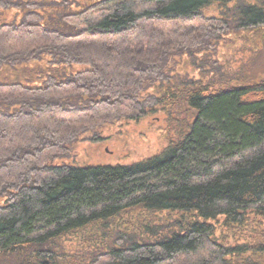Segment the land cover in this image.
<instances>
[{"label":"trees","instance_id":"1","mask_svg":"<svg viewBox=\"0 0 264 264\" xmlns=\"http://www.w3.org/2000/svg\"><path fill=\"white\" fill-rule=\"evenodd\" d=\"M16 17L0 23V264H264V78L174 76L178 57L232 34L264 39V0ZM160 111L158 154L53 164L108 123Z\"/></svg>","mask_w":264,"mask_h":264},{"label":"rangeland","instance_id":"2","mask_svg":"<svg viewBox=\"0 0 264 264\" xmlns=\"http://www.w3.org/2000/svg\"><path fill=\"white\" fill-rule=\"evenodd\" d=\"M13 1L20 3L10 10H0V23L10 22L15 16L19 20L29 12L43 15L42 22H45L48 17L56 18L62 13L71 14L81 4L92 0ZM28 1L35 3L30 5ZM64 4L68 6L65 7ZM206 13L217 16L221 14V10L212 7ZM176 62L174 76L181 79L187 76L201 77L202 74L219 79L222 76L218 75L222 74L234 83L243 79L247 82L259 80L264 78V39L249 32L232 34L222 39L214 49L184 54ZM95 134V138H90L91 134H87L72 147L69 154L57 158L53 164L77 167L128 165L160 153L168 142L163 111L140 121L119 120L108 123ZM4 203L5 197L0 195V205Z\"/></svg>","mask_w":264,"mask_h":264}]
</instances>
